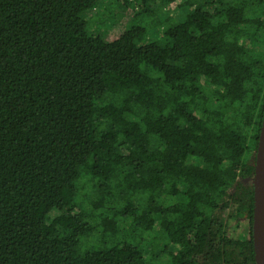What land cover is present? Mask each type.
Instances as JSON below:
<instances>
[{"label": "trees", "instance_id": "obj_1", "mask_svg": "<svg viewBox=\"0 0 264 264\" xmlns=\"http://www.w3.org/2000/svg\"><path fill=\"white\" fill-rule=\"evenodd\" d=\"M103 1L0 0V264H256L264 0Z\"/></svg>", "mask_w": 264, "mask_h": 264}, {"label": "water", "instance_id": "obj_2", "mask_svg": "<svg viewBox=\"0 0 264 264\" xmlns=\"http://www.w3.org/2000/svg\"><path fill=\"white\" fill-rule=\"evenodd\" d=\"M254 214L252 239L256 264H264V124L253 178Z\"/></svg>", "mask_w": 264, "mask_h": 264}, {"label": "rangeland", "instance_id": "obj_3", "mask_svg": "<svg viewBox=\"0 0 264 264\" xmlns=\"http://www.w3.org/2000/svg\"><path fill=\"white\" fill-rule=\"evenodd\" d=\"M106 2L107 0L103 1V3H106ZM98 12H99L98 10H92L91 12L87 14V17L90 18V20H92L93 26L98 27L97 29L98 34L103 35L109 41H114L118 39L124 33V31L129 26V23L135 14L132 8L126 9L125 7H122L118 9V7H114V9H112V6H111V9L109 7V9L105 10L104 12H103V9L99 14ZM110 13H111V16H110ZM165 13L166 11L161 12V15H159L158 17L165 18ZM177 13H178V9H176V6L174 5L172 8H169L167 16L174 17L177 15ZM101 18H104L105 20V23L103 24V26L98 25V21ZM161 30L162 29L160 28L153 29L151 32V35L155 38L159 37Z\"/></svg>", "mask_w": 264, "mask_h": 264}]
</instances>
